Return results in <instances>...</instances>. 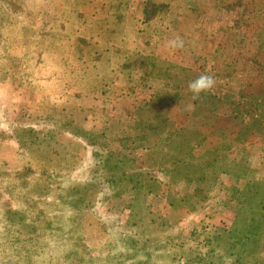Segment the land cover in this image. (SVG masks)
Segmentation results:
<instances>
[{
	"label": "rangeland",
	"instance_id": "rangeland-1",
	"mask_svg": "<svg viewBox=\"0 0 264 264\" xmlns=\"http://www.w3.org/2000/svg\"><path fill=\"white\" fill-rule=\"evenodd\" d=\"M189 24L264 64V0H0V264H264V98Z\"/></svg>",
	"mask_w": 264,
	"mask_h": 264
},
{
	"label": "crops",
	"instance_id": "crops-1",
	"mask_svg": "<svg viewBox=\"0 0 264 264\" xmlns=\"http://www.w3.org/2000/svg\"><path fill=\"white\" fill-rule=\"evenodd\" d=\"M191 24H189L185 32L187 35H191V37H189L191 44H189V46L187 45L184 50L185 52H183V56L187 58L186 63L194 64L192 60H198L202 56L203 58L201 57L200 60H204L206 64L210 63L216 66L221 74L229 75L230 79H233L235 76L240 77L238 82L235 83L238 87H241L240 90H237L238 94L245 96L244 98H254L255 102L257 100H263L264 91L262 87H264V64H261L259 61L260 54L258 51L263 41L257 44L251 41V43L245 47L246 50L242 52V50L236 48L237 46L234 45L233 42L228 41L230 33L228 28L221 29L223 27L218 28L216 26L215 29L213 28L211 31L208 29L203 32L197 30V32L195 27L190 26ZM247 36L253 37L254 35L247 34ZM203 44L206 48L205 51H203L202 47L200 48ZM239 48L243 49L242 47ZM253 48L256 49L257 52H251ZM172 51L171 58H175L174 52L175 54L177 52L175 50ZM261 60H263L262 57ZM172 61L171 64L173 65L187 68L185 65L188 64H184L182 61L176 59ZM191 69L194 70V68ZM259 86L262 90L259 91L258 89L254 91V89L259 88ZM245 88L247 89V92H245L246 94H244Z\"/></svg>",
	"mask_w": 264,
	"mask_h": 264
},
{
	"label": "clouds",
	"instance_id": "clouds-1",
	"mask_svg": "<svg viewBox=\"0 0 264 264\" xmlns=\"http://www.w3.org/2000/svg\"><path fill=\"white\" fill-rule=\"evenodd\" d=\"M166 47L177 50L184 47V40L177 36L174 39H171L167 42ZM216 86V80L213 75L210 74H201L196 79L188 83V91L192 94V99L199 100L202 97V94L211 93ZM194 110V105L192 106Z\"/></svg>",
	"mask_w": 264,
	"mask_h": 264
},
{
	"label": "trees",
	"instance_id": "trees-1",
	"mask_svg": "<svg viewBox=\"0 0 264 264\" xmlns=\"http://www.w3.org/2000/svg\"><path fill=\"white\" fill-rule=\"evenodd\" d=\"M123 175H125V174H123ZM129 178H130V177H129ZM118 180H121V177H118ZM96 187H97V185H96ZM96 187H95V188H96Z\"/></svg>",
	"mask_w": 264,
	"mask_h": 264
}]
</instances>
